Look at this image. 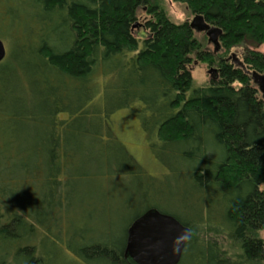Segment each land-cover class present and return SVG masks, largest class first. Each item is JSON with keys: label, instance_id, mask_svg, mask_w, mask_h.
<instances>
[{"label": "trees", "instance_id": "1", "mask_svg": "<svg viewBox=\"0 0 264 264\" xmlns=\"http://www.w3.org/2000/svg\"><path fill=\"white\" fill-rule=\"evenodd\" d=\"M173 1L218 51L159 0H0V264H133L149 210L189 228L178 264H264V0ZM195 62L213 70L197 87ZM122 108L164 186L113 134Z\"/></svg>", "mask_w": 264, "mask_h": 264}, {"label": "water", "instance_id": "2", "mask_svg": "<svg viewBox=\"0 0 264 264\" xmlns=\"http://www.w3.org/2000/svg\"><path fill=\"white\" fill-rule=\"evenodd\" d=\"M189 27L196 33H204L214 52L219 50L222 33L219 28L208 25L201 15H194ZM5 56L6 49L0 39V62ZM232 59L236 61L234 56ZM212 72V69L208 71ZM251 79L264 96V74L252 72ZM126 233L124 257L133 264H178L190 239L189 228L157 210H149L135 219Z\"/></svg>", "mask_w": 264, "mask_h": 264}, {"label": "rangeland", "instance_id": "3", "mask_svg": "<svg viewBox=\"0 0 264 264\" xmlns=\"http://www.w3.org/2000/svg\"><path fill=\"white\" fill-rule=\"evenodd\" d=\"M159 1L163 6L166 15L172 22L182 23L185 20L191 21L193 18L184 4L174 2L173 0ZM196 38L203 43L206 42L205 48L213 52V45L208 43L207 40L203 41L202 33H196ZM259 49L264 53V44L260 46ZM241 53L242 48H235L231 51L228 57L230 59L233 55L235 59H240ZM210 69L212 68H208L205 64L199 62H195L191 66V75L195 87L208 83L209 78L213 75L212 73H208ZM134 106L140 107L141 103H136ZM109 120L110 127L115 137L126 147L146 175L154 179L155 186H164L165 182L163 181V178L166 176V169L153 155L139 120L131 114V108H122L114 111ZM164 189L165 188H163V190ZM163 196L165 201L170 198L169 192ZM185 200L187 201L188 199ZM165 201L164 205L169 208L170 204ZM259 237L264 240V230L259 232Z\"/></svg>", "mask_w": 264, "mask_h": 264}]
</instances>
